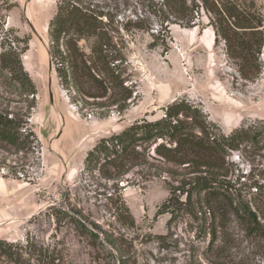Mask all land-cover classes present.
<instances>
[{
  "label": "rangeland",
  "instance_id": "rangeland-1",
  "mask_svg": "<svg viewBox=\"0 0 264 264\" xmlns=\"http://www.w3.org/2000/svg\"><path fill=\"white\" fill-rule=\"evenodd\" d=\"M83 1L103 14L125 57L122 86L105 98L67 89L52 62L59 0H0V54L18 51L37 91L33 99L22 94L0 72V112L31 134L21 152L0 145V241L14 253L0 250V264H264V136L230 150L224 168L260 232L189 197L194 175L157 155L161 139L141 144L120 168L86 167L102 139L164 117L177 99L198 107L217 133L262 125L264 48L262 73L245 80L200 1L190 2L192 25L169 15L162 33L164 0Z\"/></svg>",
  "mask_w": 264,
  "mask_h": 264
},
{
  "label": "trees",
  "instance_id": "trees-1",
  "mask_svg": "<svg viewBox=\"0 0 264 264\" xmlns=\"http://www.w3.org/2000/svg\"><path fill=\"white\" fill-rule=\"evenodd\" d=\"M191 1L195 5L200 1L211 15L216 41L224 42L227 56L241 78L256 80L262 73L264 48V13L257 0H164L160 33L167 30L163 25L169 21V15L187 21V26L192 25ZM102 15L83 0H59L57 13L50 22L51 59L63 85L95 99L107 97L123 83L119 65L125 57L104 28ZM0 72L10 87H18L22 94L34 98L36 87L23 68L21 54L13 47L1 52ZM93 87L96 93L91 92ZM26 129V124L17 116L0 112V145L3 147L23 151L31 136ZM215 129L216 125L209 122L198 107L177 99L164 109V117L136 121L121 133L102 139L88 154L86 167L90 170L120 168L141 144L161 139L156 147L157 155L174 166L188 168L194 175L186 190L189 197H201L203 205L221 218L228 210L245 220L253 231L260 232L256 213L236 194L235 185L226 179L224 168L230 150L260 143L264 122L257 127L237 128L228 135L217 133ZM170 202L173 206L178 203L173 198ZM0 244L4 245L1 251L14 255L9 244L1 241ZM43 264L59 263L51 260Z\"/></svg>",
  "mask_w": 264,
  "mask_h": 264
},
{
  "label": "water",
  "instance_id": "water-1",
  "mask_svg": "<svg viewBox=\"0 0 264 264\" xmlns=\"http://www.w3.org/2000/svg\"><path fill=\"white\" fill-rule=\"evenodd\" d=\"M27 11V9H25ZM52 69V64L50 63V70ZM50 88H51V84H50ZM50 100H51V104L54 106L55 102H54V96L52 91L50 92Z\"/></svg>",
  "mask_w": 264,
  "mask_h": 264
}]
</instances>
